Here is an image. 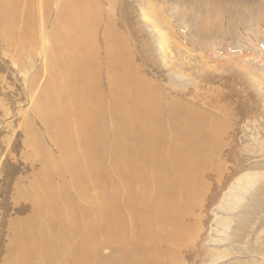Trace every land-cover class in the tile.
<instances>
[{
  "label": "rangeland",
  "instance_id": "1",
  "mask_svg": "<svg viewBox=\"0 0 264 264\" xmlns=\"http://www.w3.org/2000/svg\"><path fill=\"white\" fill-rule=\"evenodd\" d=\"M62 1L16 0L10 5L9 0H0V264H114L116 260L112 248L99 245L88 248L84 255L78 249H85L80 233H61L62 226L67 231L78 225L68 220L67 225L58 223L63 220L57 214L59 189L68 179L43 169L40 152L50 162L58 158L36 110L46 89L54 98L49 106L59 103L55 99L58 86L51 80L59 79L62 71L49 72L45 56L51 33L65 25L56 20L64 13ZM88 1L94 6L96 20L85 41L96 53L97 88L118 81L105 74V55L116 38H121L131 82H138L143 92V87H149L156 95L150 101L157 106L151 117L153 127L164 133L160 140L207 147L203 161L194 169L199 172L196 186L201 184L203 191L182 221L186 235L165 263L264 264V222L260 225L259 220L264 212L251 219L258 224L253 234L250 222L245 230L239 229L240 220L246 222L240 214L245 209H235L237 205L231 210L227 205L231 201L228 190L243 176H264V0ZM9 9L11 13H7ZM9 14L17 15L15 23L7 20ZM70 37L58 39L68 41ZM46 179L52 185L44 189L50 190V197H38V184ZM148 180L147 194L154 198L155 175L149 174ZM95 181L93 176L82 178L79 188L88 192ZM137 187L134 184L131 189L138 191ZM69 189L73 196L81 192L71 184ZM38 199L44 201L46 212L37 210ZM97 199L92 201L95 210L108 207V201ZM75 201L82 207L91 206ZM167 202L162 200V206ZM124 204L129 206V202ZM124 221L112 224L111 233L98 237L102 242L119 238L120 256H129L143 248L142 240L158 223L145 228L141 237L138 231L134 233L136 225L129 214ZM257 235L260 241L254 239Z\"/></svg>",
  "mask_w": 264,
  "mask_h": 264
},
{
  "label": "bare ground",
  "instance_id": "2",
  "mask_svg": "<svg viewBox=\"0 0 264 264\" xmlns=\"http://www.w3.org/2000/svg\"><path fill=\"white\" fill-rule=\"evenodd\" d=\"M15 1L9 0V4ZM61 3L64 13L58 14L56 20L58 24L65 22V25L51 33L50 50L47 51V57L45 56L49 72L62 71L59 79L51 80L55 86H58L57 94L59 95L55 99L57 102L59 100V103L56 106H49L50 100L54 98H51L48 89H43L45 91L40 96L41 99L39 98L40 102L37 105L39 110L35 109L38 119L41 120L50 136L48 137L51 138L58 151V158L52 159L53 163L50 162L51 158L49 159L45 153L40 152L43 154L41 156L44 160L43 169L57 173L63 180L68 179L60 185V196L58 197H60L61 207L57 214L58 217L62 216L63 220L57 221L65 223V220H68L71 224L78 222L74 229L69 228L67 231L62 226L61 233H69V236L74 235L72 234L74 232L80 233L83 239L80 244L85 249L81 247L78 249H82L84 255L87 254L88 248H94L97 245L112 248L111 252L116 257L114 264L129 262L166 264L165 260L171 254L173 255L175 246H178V243L181 244V239L186 235L182 224L183 219L190 215L197 197L203 191L201 184L200 187L196 186L195 179L199 177V172L198 169H194L203 161L207 147L174 144L166 138H164V143L160 140L159 135L163 136L164 133L159 128L153 127V117H151L153 113L151 111L155 113L157 106L155 108L150 101H153L156 95L149 87H143L145 91L143 92L138 82H131L133 76L128 74L127 61L122 58L125 49L122 48L124 41L121 38H116L115 42L110 47L108 46L109 50L105 55V74L116 76L118 81L114 86L105 84L106 88L99 85V90L97 88L96 53L91 49L92 47L88 48L91 44L86 45L85 41V36L95 25L93 23L96 20L94 6L88 0H63ZM89 5L93 6L92 9H89ZM7 13H11V9ZM16 17V14H9L7 20L15 23ZM65 35L71 36L68 41L58 39L59 36ZM159 104L157 102V105ZM185 121L190 120L185 119ZM180 131L181 129L178 133H182ZM204 145L206 146L205 143ZM155 159L158 160L154 161ZM160 159L165 162L161 163ZM48 165L54 167L49 168ZM203 168L205 169L204 166ZM149 174L155 175L154 198H150V194H147L150 185ZM90 176L96 179L91 186L93 188L88 192L83 191L79 188V182L82 178ZM48 181L49 179H46L38 184L40 189L38 197H50V190H44L52 187L50 182L46 184ZM70 184L81 192L77 191L75 196L71 195ZM134 184L139 185L138 191L131 189ZM91 191L93 193L90 195ZM227 195L228 199H231L227 202L231 210L237 205L239 206L235 209L239 207L245 209L240 214L245 216L246 222L245 219H239V229L245 230L247 223L250 222L253 224L251 228L254 234L258 224L255 225L251 219L258 216L260 212H264L262 211L264 210V176H243L233 190H228ZM75 199L89 202L91 206L89 208V205L79 206ZM94 199L98 201L105 199L108 201L109 208L102 205L101 209L95 210V204L92 203ZM141 199L144 200L140 201ZM164 199H168L166 206L161 204ZM124 201L129 202V206L124 204ZM44 206V201L38 199L37 210L43 212ZM128 214L136 225L134 233L138 231L139 236H143V230L151 227L153 223H158L159 226L157 225L155 229L150 228L148 238L142 240L143 248L133 251L129 256H120L122 246L119 238L117 240L108 238V241L102 242L98 236L107 233L112 224L125 222L124 219ZM148 214H151V217H147ZM259 220H261V225L264 217ZM166 222H169V225ZM258 236L254 239L260 238ZM96 240L102 243L97 244ZM151 246L155 249H150ZM87 259L86 255L85 260Z\"/></svg>",
  "mask_w": 264,
  "mask_h": 264
}]
</instances>
